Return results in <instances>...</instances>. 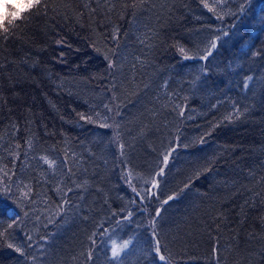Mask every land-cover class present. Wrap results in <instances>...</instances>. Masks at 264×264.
<instances>
[{
  "label": "trees",
  "instance_id": "obj_1",
  "mask_svg": "<svg viewBox=\"0 0 264 264\" xmlns=\"http://www.w3.org/2000/svg\"><path fill=\"white\" fill-rule=\"evenodd\" d=\"M0 264H264V0L0 27Z\"/></svg>",
  "mask_w": 264,
  "mask_h": 264
},
{
  "label": "snow or ice",
  "instance_id": "obj_2",
  "mask_svg": "<svg viewBox=\"0 0 264 264\" xmlns=\"http://www.w3.org/2000/svg\"><path fill=\"white\" fill-rule=\"evenodd\" d=\"M40 2V0H29V3L27 4H14L11 5L12 8L16 9V11L14 12H5L3 14H0V27H3L5 23H12L13 21H15L16 19L21 18V14L26 11V10H30L31 8L35 7L36 5H38ZM4 8L9 7V5L4 4L3 5ZM9 17H11V19H9ZM5 31H7V29L5 28ZM212 48L216 47V44L213 43L211 45ZM181 51H183V49H181ZM165 162H167V157H165ZM173 197H169V200L172 199ZM165 203H167V201H165ZM157 251H159V248H157ZM118 254V250L116 248L113 249V256H116ZM161 260H164L165 257L164 256H160Z\"/></svg>",
  "mask_w": 264,
  "mask_h": 264
},
{
  "label": "rangeland",
  "instance_id": "obj_3",
  "mask_svg": "<svg viewBox=\"0 0 264 264\" xmlns=\"http://www.w3.org/2000/svg\"><path fill=\"white\" fill-rule=\"evenodd\" d=\"M4 4H5V0H0V13L4 11V7H3ZM113 248L118 249L119 248L118 244L113 243Z\"/></svg>",
  "mask_w": 264,
  "mask_h": 264
}]
</instances>
